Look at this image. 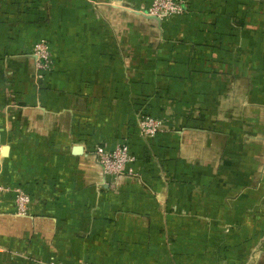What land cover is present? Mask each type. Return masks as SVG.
<instances>
[{"label":"crops","instance_id":"0c3cea01","mask_svg":"<svg viewBox=\"0 0 264 264\" xmlns=\"http://www.w3.org/2000/svg\"><path fill=\"white\" fill-rule=\"evenodd\" d=\"M150 1L0 0V264H264V0Z\"/></svg>","mask_w":264,"mask_h":264},{"label":"built area","instance_id":"2783aa9c","mask_svg":"<svg viewBox=\"0 0 264 264\" xmlns=\"http://www.w3.org/2000/svg\"><path fill=\"white\" fill-rule=\"evenodd\" d=\"M181 12V0H151L146 9L148 15L155 16L160 21H167ZM31 53L35 58V67L39 73L51 68V55L46 39H38L33 44ZM161 124V118L141 114L138 121L139 135L142 138L155 137L161 132ZM92 154L100 165L103 174L108 178L114 180L123 174H135L133 164L136 161V156L126 143H118L113 148L97 144L93 147ZM11 191L13 192L15 212L19 215L31 212V205L34 200L31 194L19 187L13 188Z\"/></svg>","mask_w":264,"mask_h":264},{"label":"water","instance_id":"95a60500","mask_svg":"<svg viewBox=\"0 0 264 264\" xmlns=\"http://www.w3.org/2000/svg\"><path fill=\"white\" fill-rule=\"evenodd\" d=\"M155 17V16H154ZM157 18V17H156ZM158 19V18H157Z\"/></svg>","mask_w":264,"mask_h":264}]
</instances>
